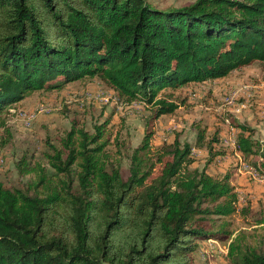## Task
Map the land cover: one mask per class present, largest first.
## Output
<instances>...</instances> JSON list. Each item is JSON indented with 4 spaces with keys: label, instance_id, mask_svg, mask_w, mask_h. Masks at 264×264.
I'll use <instances>...</instances> for the list:
<instances>
[{
    "label": "trees",
    "instance_id": "16d2710c",
    "mask_svg": "<svg viewBox=\"0 0 264 264\" xmlns=\"http://www.w3.org/2000/svg\"><path fill=\"white\" fill-rule=\"evenodd\" d=\"M253 62L264 63V0L161 10L150 0H0V112L31 92L97 78L126 103L147 106L152 120L178 106L156 97L162 89ZM104 125L89 133L72 122L57 146L46 143L55 182L0 183V264H190L195 240L228 242L227 264H264V228L257 246L225 229L238 210L229 174L188 171L190 146L175 139L155 151L160 168L148 180L137 153L148 148L147 131L124 175L103 150ZM9 136L0 119V146ZM234 144L246 159L258 155L242 132ZM252 166L264 173V163Z\"/></svg>",
    "mask_w": 264,
    "mask_h": 264
},
{
    "label": "rangeland",
    "instance_id": "374dc122",
    "mask_svg": "<svg viewBox=\"0 0 264 264\" xmlns=\"http://www.w3.org/2000/svg\"><path fill=\"white\" fill-rule=\"evenodd\" d=\"M193 1L150 3L161 10ZM156 97L170 98L178 106L170 115L149 120L151 111L147 106L126 103L97 78L70 82L58 90L34 91L7 104L0 112L10 134L0 146V183L9 189L30 190L42 176L55 182L57 177L45 159L46 143L57 146L72 122L89 133L93 126L106 123L103 138L107 144L103 150L126 175L129 155L149 131L147 150L137 152L142 164L140 172L149 171L150 180L160 168L152 165L156 150L175 139L180 145L188 144L190 162L185 169L204 171L210 176L229 174L238 210L224 219L228 223L225 229L231 237L243 233L247 236L245 245L257 246L264 225L253 224L259 218L264 220V173L252 164L264 163V63L253 62L219 79L164 88ZM227 99L230 105L225 103ZM239 126L245 131H240ZM241 132L257 143V156L246 159L236 151L235 138ZM216 153L222 154L209 160ZM242 208L248 213L241 215ZM227 243L195 240L190 264H227Z\"/></svg>",
    "mask_w": 264,
    "mask_h": 264
},
{
    "label": "built area",
    "instance_id": "2783aa9c",
    "mask_svg": "<svg viewBox=\"0 0 264 264\" xmlns=\"http://www.w3.org/2000/svg\"><path fill=\"white\" fill-rule=\"evenodd\" d=\"M225 103L228 105V104L231 103V100H230V99H227V100L225 101Z\"/></svg>",
    "mask_w": 264,
    "mask_h": 264
},
{
    "label": "bare ground",
    "instance_id": "6f19581e",
    "mask_svg": "<svg viewBox=\"0 0 264 264\" xmlns=\"http://www.w3.org/2000/svg\"><path fill=\"white\" fill-rule=\"evenodd\" d=\"M231 104V103H230ZM230 104H228V105H230Z\"/></svg>",
    "mask_w": 264,
    "mask_h": 264
}]
</instances>
